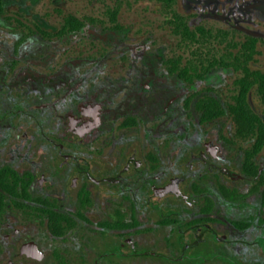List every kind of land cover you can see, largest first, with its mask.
<instances>
[{
  "label": "rangeland",
  "instance_id": "obj_1",
  "mask_svg": "<svg viewBox=\"0 0 264 264\" xmlns=\"http://www.w3.org/2000/svg\"><path fill=\"white\" fill-rule=\"evenodd\" d=\"M4 1V10L21 11L22 16H26L29 22H36L43 27L60 25L59 21L66 15L94 19L87 20L84 31L78 35L82 37L83 47L80 46L70 57L66 52L72 51L74 44L71 40L61 41L60 64L64 84H76L87 71L91 76H108L111 95L117 93L114 95L116 102L120 97V84H123L122 89L127 93V98L131 91L150 84L149 93L157 96L159 113L173 95L178 96V101L174 100L168 115H162L163 118L156 127L155 124L148 123L122 132L116 130L114 138L136 140L148 146L159 145L162 165L166 166L174 161L173 172L176 173L182 170L176 166L180 155L185 153L181 142L183 132L189 128L192 142L211 139L219 143V135H222L224 142L234 140L232 152L235 153L232 154L238 156L240 162L250 139L235 136L227 104L238 92L235 80L241 76V71L233 66L236 63L234 58L238 53L245 52V43L249 37L257 39L253 58L247 63L249 70L264 72V12L248 8L255 0H12L10 6L7 0ZM111 11L116 14L114 22L110 20ZM173 12L184 16L190 29L203 27L205 34L200 36L198 41L181 39L168 23ZM89 42L93 45H88ZM177 59L180 60L181 66L189 63L206 65L203 80L194 79L188 82L182 79L171 65V62ZM91 69L93 70L90 71ZM100 81L102 79L96 84H102ZM2 89L0 86V111L11 108L15 111L16 107L10 105L12 99L6 98ZM208 92L220 101L226 113L206 126H193L191 124L198 122L187 121L188 114L182 107L183 100L188 97H200ZM7 102L10 103L7 105ZM248 103L262 118L264 103L254 87L248 93ZM188 113L190 115L189 111ZM62 115L63 113L56 109H51L46 115V123L43 124L38 121L40 116L42 118L39 112L26 110L25 115H15L5 122H0V167L9 165L20 174L32 172L34 177L30 184L31 195L35 198L55 200L57 205H63L60 209L72 214L76 220L74 228L69 230L66 238L62 240L51 233L48 221L37 209L39 205L36 202L25 201L28 205L18 209L12 201L7 200L8 205L5 206L0 220L1 262L10 258V254H4L6 250L16 251L21 243H15L12 238L13 230L18 228L21 230L22 240L35 239L39 246L46 249L42 261L28 260L20 264H264V253L253 252L259 246L255 248L245 243L251 240V230L238 232L230 226L218 229L219 234L228 237V242L214 246L226 254H178V247L173 252L172 244L177 227L173 224L158 223L169 211L179 210L183 217L185 206L171 197L157 201L160 206L157 212L148 208L138 212L140 225L135 228L137 231L134 235L135 242L142 250L163 254H89L92 240L108 238L114 242V234L105 230V235L100 234V227L87 225L77 218L75 213L78 211L92 222H97L116 218L115 214L121 211L130 221L129 207L127 203L122 206L116 186L91 183H88L91 206H81L76 189L71 191L69 188L71 174L65 171L57 172L56 161L60 158L57 157L56 146L46 138H55ZM262 120L264 121L263 118ZM229 129H233V136ZM178 131H181V134ZM23 132L28 133L29 139L21 149V154H14L12 148L17 143L14 135ZM166 139H173L175 142L170 144L171 146H163ZM222 146L223 150L229 149L226 143ZM27 153L30 160L41 162L42 167L38 170L32 167L25 158ZM114 153L115 149L111 150L110 156L100 151V157L93 161L94 169L102 168L106 162H113ZM13 154L14 158L11 159ZM259 158L264 160V148L259 153ZM42 172L46 173L43 181ZM238 185L244 190L250 187L248 182ZM246 204L242 209L230 206V214H224L222 217H241L242 212L256 218L261 214L257 213L256 208ZM124 208L125 212L122 211ZM161 213H164V216ZM185 240L186 237H183L182 244ZM201 255L204 256L198 257Z\"/></svg>",
  "mask_w": 264,
  "mask_h": 264
},
{
  "label": "flooded vegetation",
  "instance_id": "obj_2",
  "mask_svg": "<svg viewBox=\"0 0 264 264\" xmlns=\"http://www.w3.org/2000/svg\"><path fill=\"white\" fill-rule=\"evenodd\" d=\"M7 1L10 6L12 0ZM4 7L5 1L0 0V86L6 98L12 99L13 105L10 102L6 104L10 103L11 106L16 107V110L11 108L4 112L0 111V122H5L15 115H25L26 110L39 112L42 118L40 116L38 121H42L43 124L46 123V115L51 109L63 113L56 128L55 138L46 136L56 146L57 157L60 158L56 161L57 172L65 171L71 174L69 188L71 191L76 189L82 207L91 206L88 183L116 186L122 206L127 203L129 207L130 221L121 211L115 214L116 218L97 222H92L85 214L80 217L78 211L75 213V216L87 225L100 227V234H104V230L114 234V242L109 241L108 238L92 240L89 254H163L153 250H142L135 242L134 235L137 231L135 228L140 225L138 212L147 208L155 212L159 211L160 206L157 201L166 197L178 200L185 206L183 217L179 210L169 211L164 217L168 219L167 222L160 223L161 219L158 221L162 225L173 224L177 227L172 244L173 252L178 247L180 249L178 254H226L214 246L228 242V237L219 234L218 229L230 226L238 232L251 230V240L245 243L252 247L259 246L257 247L259 249L255 247L256 250L253 252L264 253V160L259 158L264 145L249 158V162L246 152L249 149L253 152L256 139L247 138L250 139L249 146L244 148L239 162L238 156L232 154L235 153L232 152L235 146L232 142L234 140L230 142L224 138L229 142L227 143L223 141L222 135H219V143L211 139L192 142L188 128L184 131L185 134L183 132L184 137L181 140L185 153L180 155L176 166L182 170L174 173V161L166 166L162 165L159 145L148 146L136 140L116 139L114 133L116 130L122 132L148 123L155 124L156 127L163 116L168 115L174 100L178 101L177 95H173L159 113L157 96L149 93L150 84L131 91L128 98L127 93L122 89L123 84H120L118 89L120 97L117 102L114 100V95L117 93L111 95L108 76L101 77L98 74L91 76L87 71L76 84L69 82L64 84L61 78L62 64H60L61 41L71 40L74 44V49L66 52L70 57L71 53L78 51L80 46L83 47L82 37L78 35L85 27L70 29L64 33L62 23L67 15L59 21L60 25L43 27L36 22H29L26 16H22L21 11L9 12L4 10ZM248 8L264 12V0H255ZM88 45L93 43L89 42ZM99 79H102L100 81L102 84L97 85ZM150 94L152 96H149ZM198 98L196 96L185 98L182 107L188 114L187 121L198 122L191 125L206 126L218 118L207 122L201 121L195 108ZM231 124L234 127L233 121ZM229 130L233 136V129ZM180 132L178 131L179 134ZM14 138L17 143L12 151L14 154H21V149L29 139V135L27 132L17 133ZM6 140L8 141V137ZM174 142L173 139H166L163 146H171L170 144ZM223 143H226L229 149L223 150ZM112 149H115L113 154L115 160L106 162L102 168L94 169L93 161L100 157V151L110 156ZM95 151L97 152L94 153ZM14 154L11 159L14 158ZM25 158L37 170L42 167L41 162L30 160L28 153L25 154ZM255 169L256 174H254ZM41 174L43 181L46 173ZM22 175H27L32 180L34 177L32 172ZM173 180L176 181L179 195L172 192L160 196L157 189L171 184ZM244 182L250 185L245 190L238 185ZM19 201L23 202V206L19 208L14 205L18 209L28 205L25 201L29 202L21 199ZM43 201V204L37 202L36 204L39 205L37 209L46 219L47 212L51 210L58 211L63 216L59 219L58 233L53 234L63 240L68 231L74 228L75 218L60 209L63 205H57L55 200L43 198ZM7 203L6 201L4 209ZM246 203L261 214L256 218L242 212L241 217L237 215L222 217L224 214H230V206L242 209ZM122 211L125 212V208ZM161 214L164 216V213ZM20 231L16 228L12 233L15 243L21 242L17 250H6L4 254H10V258L7 261H0V264L43 260L46 249L39 246L35 239L22 240ZM183 237H186V240L182 244ZM28 242H32L33 248L41 251L43 254L41 259L22 255L24 253L21 247ZM128 246L129 250H127ZM55 254L60 253L55 252Z\"/></svg>",
  "mask_w": 264,
  "mask_h": 264
},
{
  "label": "trees",
  "instance_id": "obj_3",
  "mask_svg": "<svg viewBox=\"0 0 264 264\" xmlns=\"http://www.w3.org/2000/svg\"><path fill=\"white\" fill-rule=\"evenodd\" d=\"M109 16L112 22L116 20L115 12L111 11ZM87 20L94 21L93 18L81 19L67 15L62 23V28L65 29L64 33L70 29L74 30L84 27ZM168 23L171 25L173 32L186 41H198L199 37L205 34V30L201 26H198L194 30L190 29L186 18L175 12L172 13V17L168 20ZM256 41L255 37H249L245 43V52L238 53L234 58L237 64L235 63L233 66L235 69L241 71V76L235 80L238 92L232 96V101L227 104V112L234 123L235 136L241 139H256L253 152L251 149L246 152L247 161L264 145V121L248 103V93L253 87L261 102L264 103V72L250 71L247 64L253 58ZM171 65L177 74L188 82H192L194 79L203 80L207 67L206 65H195L193 63L181 66L178 59L172 61ZM195 108L200 120L203 122L219 118L226 113L220 101L209 93H205L198 98L195 102ZM256 172L255 169L254 174ZM31 182V177L20 174L11 166L5 165L0 168V218L7 200L12 201L19 208L23 206V202L19 201L20 199L43 204V199L31 196L29 192ZM79 216L82 217L83 215L79 213ZM62 217L58 211L51 210L47 212L48 227L52 234L58 233L60 229L59 219ZM167 220V218H162L160 223H165Z\"/></svg>",
  "mask_w": 264,
  "mask_h": 264
},
{
  "label": "water",
  "instance_id": "obj_4",
  "mask_svg": "<svg viewBox=\"0 0 264 264\" xmlns=\"http://www.w3.org/2000/svg\"><path fill=\"white\" fill-rule=\"evenodd\" d=\"M262 118L264 119V115L262 116ZM176 193L177 195H179L180 191H177V184L176 181L173 180V182L171 184H168L164 187H161L159 189H157V193L160 196H163L167 193ZM33 243L32 242H28L25 243L22 247H21V251L24 253L22 255L24 256H29V257H33V258H37V259H41L42 255L41 251L38 250L37 248H33Z\"/></svg>",
  "mask_w": 264,
  "mask_h": 264
}]
</instances>
